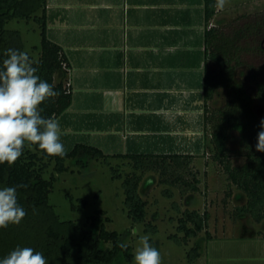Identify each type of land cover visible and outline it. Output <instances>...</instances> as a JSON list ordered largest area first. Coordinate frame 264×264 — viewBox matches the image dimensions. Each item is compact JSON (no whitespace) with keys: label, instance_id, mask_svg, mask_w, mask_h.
Listing matches in <instances>:
<instances>
[{"label":"trees","instance_id":"trees-1","mask_svg":"<svg viewBox=\"0 0 264 264\" xmlns=\"http://www.w3.org/2000/svg\"><path fill=\"white\" fill-rule=\"evenodd\" d=\"M215 0H205L207 22L217 13L213 5ZM42 13L38 15V11ZM34 19L40 24L42 42L38 59L29 58L38 69L36 75L48 82L60 95L41 103V116L56 118L63 114L72 104L73 94L66 79L69 63L62 47L52 41L47 34L46 0H0V68L5 52L12 48L24 51L22 33L8 29L7 23L13 19ZM206 57L209 67L205 75V127L209 130L213 159L225 170L228 180L245 196V202L235 207L238 218L249 216L255 222L264 221V152L256 150L258 133L262 120L256 104H264V10L239 15L232 20L214 25L206 30ZM64 62L67 67H64ZM248 74L252 91L238 75ZM224 97L222 105L212 108L210 102ZM241 134V156L243 163L234 164L230 156L229 141L233 131ZM34 147V148H32ZM130 158L133 170L123 182L125 203L129 216L135 223H146L147 201L141 196L139 187L147 171H159L161 183L174 186L186 192L199 191L198 171L190 170L195 155L189 153H129L117 155ZM111 155L103 153L98 147L77 144L66 152L64 157L48 156L38 145L25 143L23 154L14 165L0 164V189L16 187L17 202L27 215L19 225H9L0 229V259L6 257L17 247H31L41 252L48 264H115L122 256L127 261L134 259L133 248L127 244L126 249L118 246L121 234L109 230L102 221L106 214L98 210L87 218L92 227L100 223L99 231L87 228L73 220H61L50 204V193L56 180L55 172L67 170L66 160L76 158L78 162L86 158L108 159ZM47 161V162H46ZM54 161V172L50 178L44 173L49 163ZM186 171L192 176L187 177ZM121 176L115 170L113 177ZM26 185L27 187H20ZM163 193L174 197L173 190L165 188ZM86 198L80 204H73L77 210L86 206ZM174 206L179 208L177 203ZM109 220V217H106ZM179 231L184 233L183 241L188 243L199 233L206 231L207 238H212L208 231V213L186 209L178 219ZM102 221V222H101ZM147 231L157 232L158 227L147 224ZM178 243L182 239L171 235ZM152 243V240H150ZM111 246L104 247L103 244ZM200 256L199 247L195 245L189 252L190 263Z\"/></svg>","mask_w":264,"mask_h":264},{"label":"crops","instance_id":"crops-1","mask_svg":"<svg viewBox=\"0 0 264 264\" xmlns=\"http://www.w3.org/2000/svg\"><path fill=\"white\" fill-rule=\"evenodd\" d=\"M220 12L207 22L205 0H46L48 37L69 63L73 101L55 118L66 152L209 149L205 34Z\"/></svg>","mask_w":264,"mask_h":264},{"label":"rangeland","instance_id":"rangeland-1","mask_svg":"<svg viewBox=\"0 0 264 264\" xmlns=\"http://www.w3.org/2000/svg\"><path fill=\"white\" fill-rule=\"evenodd\" d=\"M262 10L264 0H228L214 21L219 25L239 15ZM41 13L39 10L38 14ZM6 27L21 31L24 52L33 59L39 58L38 48H33L35 45L41 47L42 42L41 28L37 21L13 19ZM238 78L252 91L255 90L249 83L248 74L238 75ZM223 102L224 97L210 102V106L214 108ZM256 108L264 119V104L257 103ZM100 142H97V147L104 145ZM240 142V132L233 131L229 147L231 160L235 165L244 161L240 154L243 153ZM206 143L209 149L195 155L194 162L189 168L198 171L199 191L182 194L176 187L162 184L159 171H147L144 174L139 192L148 203L146 223H135L128 215L123 182L133 168L130 165V158L126 157L111 155L108 159L83 158L81 162L76 158H68L67 170L62 173L55 172L56 180L50 193V204L61 220H73L80 225H86L87 228L92 227L86 222L89 216L98 210L105 211L102 221L109 230L121 234L122 242L132 246L134 257L136 249L141 247L140 237L148 236L149 243L161 254V264H264V221L255 222L249 216L238 218L235 215V207L244 203L245 196L228 180L224 168L213 159L210 142ZM104 150L106 153V149ZM54 164V161L49 163L44 173L45 178H50L54 172ZM115 170L121 174L118 178L113 177ZM186 175L191 179L192 176L187 171ZM169 187L173 190L174 197H168L163 193V190ZM81 198L87 199V205L81 209H73V204L79 205ZM174 202L179 208L174 206ZM186 209L207 211L209 219L207 228L213 238H207L206 231H203L197 237L191 238L188 243L183 241L184 233L178 229V219ZM106 217H109V220H106ZM148 223L156 225L158 231H147ZM92 228L98 232L100 223ZM133 229L136 230L135 234ZM175 234L182 239V243L171 238V235ZM195 245L199 247L200 256L195 262L190 263L189 252ZM103 246L111 244L105 243ZM115 264L136 262L135 259L127 261L121 256Z\"/></svg>","mask_w":264,"mask_h":264},{"label":"clouds","instance_id":"clouds-1","mask_svg":"<svg viewBox=\"0 0 264 264\" xmlns=\"http://www.w3.org/2000/svg\"><path fill=\"white\" fill-rule=\"evenodd\" d=\"M228 0H215L214 8L223 10ZM0 68V164H15L23 154L25 143L38 145L48 156L64 157L66 150L60 141L61 129L54 118L41 116L40 105L49 98L60 95L48 82L36 75L29 55L9 48ZM256 150L264 152V119L260 121ZM20 187H27L21 185ZM27 215L17 202L16 187L0 189V229L19 225ZM136 230L133 229V234ZM141 247L136 249V264H161L160 252L149 243L148 236H141ZM118 246L127 248L120 242ZM0 264H48L45 256L31 247H17Z\"/></svg>","mask_w":264,"mask_h":264},{"label":"built area","instance_id":"built-area-1","mask_svg":"<svg viewBox=\"0 0 264 264\" xmlns=\"http://www.w3.org/2000/svg\"><path fill=\"white\" fill-rule=\"evenodd\" d=\"M64 67H67V63L66 62H64V65H63Z\"/></svg>","mask_w":264,"mask_h":264}]
</instances>
